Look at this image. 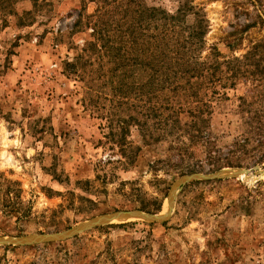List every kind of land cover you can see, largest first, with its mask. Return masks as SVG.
Listing matches in <instances>:
<instances>
[{
    "label": "rangeland",
    "instance_id": "obj_1",
    "mask_svg": "<svg viewBox=\"0 0 264 264\" xmlns=\"http://www.w3.org/2000/svg\"><path fill=\"white\" fill-rule=\"evenodd\" d=\"M185 1L205 14L206 47L216 45L220 57L237 56L264 37L258 25L235 48L225 46L256 13L264 19V0H143L169 13ZM118 2L0 0V238L64 232L100 215L153 208L152 202L164 215L184 176L248 174L186 183L161 222H117L62 241L0 246V264H264V176L255 175L264 168L255 164L261 150L254 145L241 154V167L217 169L222 158H235L242 128L234 96L243 90H229L220 107L212 104L205 116L214 143L189 148L184 160L167 140L145 146L135 126L127 140L140 151L132 161L120 156L107 140L103 113L86 103L85 88L98 74V62L83 57L96 24L90 17ZM80 57L79 73H68L67 64Z\"/></svg>",
    "mask_w": 264,
    "mask_h": 264
},
{
    "label": "trees",
    "instance_id": "obj_2",
    "mask_svg": "<svg viewBox=\"0 0 264 264\" xmlns=\"http://www.w3.org/2000/svg\"><path fill=\"white\" fill-rule=\"evenodd\" d=\"M90 18L96 24L83 50L88 54L83 57H89V64L98 62V74L93 72L85 100L103 113L108 122L107 140L120 156L132 161L140 151L127 140L131 126L145 146L167 140L168 150L182 160L197 144L208 148L214 142L206 133L205 115L213 103L220 107L230 100L229 90H243L234 96L242 128L233 143L235 158H222L225 162L217 169L241 167V154L249 153L254 145L261 150L255 164L264 162V37L250 40L237 56L220 57L216 45L206 47L205 14L188 1L169 13L149 7L143 0H120L118 8L97 11ZM258 25L262 27L264 19L256 13L253 22L226 37L225 46L235 48L241 36ZM91 57L95 59L91 61ZM82 60L67 64L68 73H79ZM9 200L6 190L5 201ZM152 203L153 208L139 209L156 214L161 203Z\"/></svg>",
    "mask_w": 264,
    "mask_h": 264
},
{
    "label": "water",
    "instance_id": "obj_3",
    "mask_svg": "<svg viewBox=\"0 0 264 264\" xmlns=\"http://www.w3.org/2000/svg\"><path fill=\"white\" fill-rule=\"evenodd\" d=\"M243 173L245 174V176H247L248 174V172H245L244 170H240V169H223L212 174L195 173L180 178L172 188L168 200V210L167 213L164 215L149 214L141 210L117 211L114 213L97 216L89 221L81 223L64 232L52 233V234L29 235L20 238H0V246H11V245L26 246V245L45 243L50 241H62L72 238L78 235L79 233L91 229L93 227H98L105 224L117 223L119 221L118 219L121 220L129 219L118 223H124L134 220H142L147 222H161L169 217L170 212L174 205L177 190L186 183L194 180H208L213 178H234V177H239ZM255 175L258 177L264 176V168L258 170L255 173Z\"/></svg>",
    "mask_w": 264,
    "mask_h": 264
},
{
    "label": "bare ground",
    "instance_id": "obj_4",
    "mask_svg": "<svg viewBox=\"0 0 264 264\" xmlns=\"http://www.w3.org/2000/svg\"><path fill=\"white\" fill-rule=\"evenodd\" d=\"M243 177H245L244 173L239 176V178H243ZM124 218H127V217H124ZM118 220H119L118 222H121V221L129 220V219H124V220L118 219Z\"/></svg>",
    "mask_w": 264,
    "mask_h": 264
}]
</instances>
